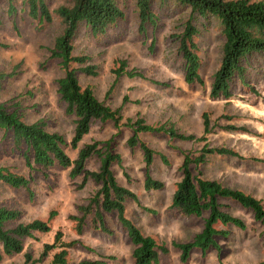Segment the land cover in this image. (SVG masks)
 <instances>
[{"label":"rangeland","instance_id":"rangeland-1","mask_svg":"<svg viewBox=\"0 0 264 264\" xmlns=\"http://www.w3.org/2000/svg\"><path fill=\"white\" fill-rule=\"evenodd\" d=\"M47 3L54 12L60 6L72 5V0H47ZM120 7L125 13L123 20L98 35L82 25L73 41L74 55L88 57V64L96 66L99 74L87 76L78 71L80 84L91 87L105 105L121 110L120 128L112 123L95 122L79 148H71L74 118L66 113V105L57 93V80L64 72L50 52L63 26L56 15L51 23L33 20L26 0H0V71L8 75L0 86V102L20 104L27 122L43 121L50 132L63 135L68 144L65 152L72 160L83 146L112 140L114 152L122 157V165L113 166L116 179L120 186L136 194L141 204L128 201L126 217L145 235L168 248L167 254L160 255L158 264H185L172 242L191 241L202 232L204 217H185L172 210L171 203L176 184L182 178L179 168L183 153L197 155L205 142H181L163 134L141 133L140 140L157 153L150 174L165 184L163 190L147 192L143 153L140 147L132 149L127 145L133 132L126 123L140 116L150 125L172 123L180 133L199 138L204 135L202 116L207 113L212 127L211 135H207L209 146L232 149L240 157L209 156L200 167L204 178L252 195L264 205V57L257 56L251 61L245 82L237 80L232 84L230 100H212V77L219 68L224 43L217 21L194 20L201 31L196 43L205 85L188 86L183 80V61L173 36L183 31L190 11L162 6L156 0L152 7L157 23L141 33L136 0H122ZM118 61H125L126 70H136L144 77L134 79L126 74L118 77L113 73L119 67ZM73 68L80 70L82 66L73 65ZM125 97L128 101L124 104ZM227 126L246 131H227L224 129ZM24 150L16 149L12 139L0 130V168H9L31 180L29 191L0 182V207L22 211V223L45 221L53 211L57 216L51 223V233L27 239L22 254L5 257L0 264H23L26 252L39 259L43 245L52 244L58 230L64 233L66 242L80 243L69 250L70 263L134 264V247L119 225L116 213L105 216L111 235L95 228L91 219L87 220L81 235L76 233V223L71 217H81L78 208L88 204L99 186L89 181L80 188L82 177L71 178L70 169L58 165L31 170L22 156ZM158 154L165 155L169 164ZM99 166L98 157L93 156L87 161L86 169L97 171ZM227 204V211L243 219L246 229L228 226L230 236L218 239L220 253L196 251L186 264H260L264 261V224L256 222L240 206ZM51 262L52 256H49L38 264Z\"/></svg>","mask_w":264,"mask_h":264},{"label":"trees","instance_id":"trees-1","mask_svg":"<svg viewBox=\"0 0 264 264\" xmlns=\"http://www.w3.org/2000/svg\"><path fill=\"white\" fill-rule=\"evenodd\" d=\"M122 0H72L70 6H60L51 12L47 0H26L29 16L40 23L53 22L58 16L63 26L62 33L55 39L50 49L52 57L60 63L64 74L57 80V93L66 105V113L74 118V131L70 141L73 150L79 148L83 139L91 132L95 122L112 123L117 129L121 126V110H114L99 101L91 87H82L78 71L87 76H98V68L89 65L86 56H75L73 41L82 25L94 35L103 34L109 27L125 18L120 7ZM156 0H136L139 18V30L145 33L149 25H156L157 16L153 12ZM162 6H177L190 11V17L183 25V31L173 36L178 43V54L183 61L184 79L188 86L203 87L204 80L200 74L201 58L196 38L201 33L194 23L196 19L209 21L214 19L220 27L224 39L222 59L219 68L213 75L210 98L212 100H230L233 97L232 84L241 80L245 82L251 61L257 56L264 57V2L252 0H157ZM119 67L113 70L118 77L126 74L130 78L140 77L138 71H128L125 61H118ZM80 65L82 68H73ZM7 74L0 71V86L7 79ZM128 99L124 98V104ZM204 135L196 137L180 133L174 124L165 123L150 125L146 119L137 116L130 119L126 125L132 129V136L127 145L130 148L140 147L146 165L144 189L147 192L163 190L165 184L154 179L150 168L154 163L156 152L139 138L141 133L163 134L170 140L181 142H205L197 155L183 153V162L179 168L182 178L176 184L172 197L171 209L185 217H204L202 232L195 235L189 242H172L179 250L180 259L187 263L192 253L199 251L206 254L209 251L221 252L218 239L230 236L228 226L240 230L246 229L245 221L232 215L227 209L228 203H234L252 214L254 220L264 224V205L261 200L243 191L224 186L218 181L204 178L200 167L209 156H230L239 158V154L225 147H210L207 135H211L212 127L207 113L202 116ZM231 132L246 131L236 126L224 128ZM0 130L6 137L12 139L16 149L25 150L22 156L28 168L45 169L56 165L70 169V177H82L83 188L89 181L99 186L97 193L85 206L78 208L81 217L73 216L76 223V233L81 235L87 220L92 221L95 228L111 235L112 231L106 222V215L117 214V220L122 230H125L134 247L132 258L134 264H158L161 254H167L168 248L161 245L151 236L145 235L141 229L126 217V203L134 201L141 206L140 200L128 188L119 185L113 169L114 165H122V157L114 152L113 141L94 142L83 146L75 160L65 152L68 144L65 137L48 130L43 121L27 122L21 111L20 104L0 102ZM160 155L168 165L165 155ZM93 156L98 157L100 166L97 171L86 169L87 161ZM30 179L9 168H0V182L13 188L29 191ZM149 211V210H146ZM150 212V211H149ZM57 216L51 212L47 220L36 219L28 223L20 222L23 213L17 209L0 207V261L5 257L22 254L27 239H36V235H46L52 232V221ZM80 243L66 242L64 233L58 230L52 244H44L39 259L33 254H24L23 264H38L52 256L51 264H73L69 262V250ZM112 259V258H109ZM75 264H106L103 261H82ZM260 264H264V261Z\"/></svg>","mask_w":264,"mask_h":264}]
</instances>
